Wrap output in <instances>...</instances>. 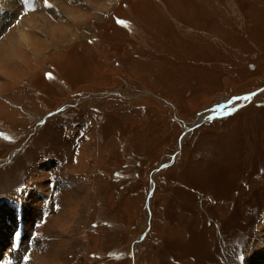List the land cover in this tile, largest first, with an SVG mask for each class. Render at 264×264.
<instances>
[{"label":"rangeland","instance_id":"1","mask_svg":"<svg viewBox=\"0 0 264 264\" xmlns=\"http://www.w3.org/2000/svg\"><path fill=\"white\" fill-rule=\"evenodd\" d=\"M24 211L19 264H264V0H0Z\"/></svg>","mask_w":264,"mask_h":264},{"label":"bare ground","instance_id":"2","mask_svg":"<svg viewBox=\"0 0 264 264\" xmlns=\"http://www.w3.org/2000/svg\"><path fill=\"white\" fill-rule=\"evenodd\" d=\"M60 1V0H59ZM31 31V30H30ZM32 32V31H31ZM51 32V31H50ZM30 33V32H29ZM30 36V35H29ZM32 37V36H31ZM25 38H24V35L20 36L19 37V41L23 43H25ZM249 93V92H247ZM242 111V110H241ZM210 113V112H209ZM209 113H206L205 115H209ZM218 121V120H217ZM201 122V121H200ZM216 122V121H214ZM48 124V121L47 123ZM204 126V125H203ZM202 126V127H203ZM38 131V130H37ZM197 131V130H196ZM81 181V180H80ZM78 185V184H77ZM11 215V213H10ZM13 217L12 216H9V214L6 215V217H2L0 218V249H1V246H2V242H4V245H6L8 247V252L6 253H9V259H7V257L5 256L4 259H1L0 260V264H19L16 260L17 259H14L12 256H13V252H19L21 250V246L23 244V242L25 240H27V236H26V231H28L30 229V227L33 226V220H32V217L31 215L29 216L27 213H23L22 215V223H19L17 224V222H15L14 224V227H13V230L11 233L14 234V238H13V241H15L18 245H15L17 247H15L14 249H10L11 245L9 244H5L6 242V237L7 235L10 233L11 229H12V225H11V222L12 220L17 216L15 213L13 214ZM60 216V215H59ZM48 217V216H47ZM43 224V223H42ZM49 224V223H48ZM151 226H152V223H151ZM19 228V230H17ZM151 231V229H150ZM11 235V234H10ZM13 237V236H12ZM9 238V237H8ZM11 241V240H10ZM25 243V242H24ZM54 244V243H53ZM47 245V244H46ZM52 245V244H51ZM48 247V246H47ZM23 248V247H22ZM51 248V246H50ZM46 249V248H45ZM49 250H52V249H49ZM49 250H46L47 252H50ZM58 254V252H55ZM45 254V253H44ZM51 254V253H50ZM56 254V255H57ZM12 255V256H11ZM256 255L259 258H262L264 257V247L262 249H258L257 252H256ZM49 257V255H48ZM54 257V255H53ZM52 257V258H53ZM37 258V257H36ZM42 258V257H41ZM40 259V258H38ZM37 260V259H36ZM48 260V259H47ZM28 261V259L26 260Z\"/></svg>","mask_w":264,"mask_h":264},{"label":"snow or ice","instance_id":"3","mask_svg":"<svg viewBox=\"0 0 264 264\" xmlns=\"http://www.w3.org/2000/svg\"><path fill=\"white\" fill-rule=\"evenodd\" d=\"M28 6H29V7H31V5H30V4H29Z\"/></svg>","mask_w":264,"mask_h":264},{"label":"water","instance_id":"4","mask_svg":"<svg viewBox=\"0 0 264 264\" xmlns=\"http://www.w3.org/2000/svg\"><path fill=\"white\" fill-rule=\"evenodd\" d=\"M229 114H227L226 116H228ZM213 117H215V116H213Z\"/></svg>","mask_w":264,"mask_h":264},{"label":"trees","instance_id":"5","mask_svg":"<svg viewBox=\"0 0 264 264\" xmlns=\"http://www.w3.org/2000/svg\"><path fill=\"white\" fill-rule=\"evenodd\" d=\"M235 96V95H234ZM235 114V113H234ZM228 117V116H227Z\"/></svg>","mask_w":264,"mask_h":264}]
</instances>
